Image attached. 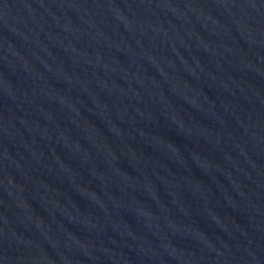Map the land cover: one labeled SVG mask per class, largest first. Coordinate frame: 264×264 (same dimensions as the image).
<instances>
[{"label": "water", "instance_id": "water-1", "mask_svg": "<svg viewBox=\"0 0 264 264\" xmlns=\"http://www.w3.org/2000/svg\"><path fill=\"white\" fill-rule=\"evenodd\" d=\"M0 264H264V0H0Z\"/></svg>", "mask_w": 264, "mask_h": 264}]
</instances>
